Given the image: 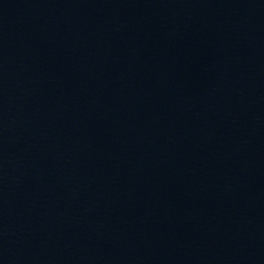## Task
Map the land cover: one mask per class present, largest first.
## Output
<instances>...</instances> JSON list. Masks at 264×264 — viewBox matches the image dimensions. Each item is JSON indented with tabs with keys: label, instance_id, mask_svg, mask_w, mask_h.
Instances as JSON below:
<instances>
[{
	"label": "water",
	"instance_id": "obj_1",
	"mask_svg": "<svg viewBox=\"0 0 264 264\" xmlns=\"http://www.w3.org/2000/svg\"><path fill=\"white\" fill-rule=\"evenodd\" d=\"M0 264H264V0H0Z\"/></svg>",
	"mask_w": 264,
	"mask_h": 264
}]
</instances>
